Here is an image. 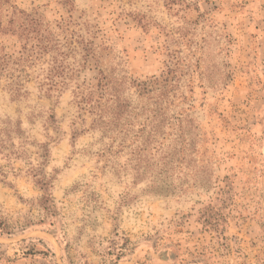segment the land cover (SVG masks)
<instances>
[{
    "label": "rangeland",
    "instance_id": "374dc122",
    "mask_svg": "<svg viewBox=\"0 0 264 264\" xmlns=\"http://www.w3.org/2000/svg\"><path fill=\"white\" fill-rule=\"evenodd\" d=\"M18 10L39 21L30 40L9 32ZM56 62L66 86L51 91ZM168 67L178 89L166 131L180 133V118L189 152L160 183L172 191L154 193L150 175L120 168L126 157L104 156L75 92L103 70L149 108L137 84ZM0 133V264H264V0L0 4Z\"/></svg>",
    "mask_w": 264,
    "mask_h": 264
},
{
    "label": "trees",
    "instance_id": "16d2710c",
    "mask_svg": "<svg viewBox=\"0 0 264 264\" xmlns=\"http://www.w3.org/2000/svg\"><path fill=\"white\" fill-rule=\"evenodd\" d=\"M10 1L12 0H0V4ZM38 22V19L18 10L10 21L9 32L19 35L26 41L30 40L32 34L36 32ZM38 49L46 51L49 47L41 46ZM92 53L94 56L97 55L96 52ZM60 64L61 62H56V66H53L46 76L48 84L44 86H49L51 91L66 86L64 81L62 85L55 84L57 75L63 74V65ZM177 73V70L168 67L167 72L160 78L154 77L152 80L137 84L140 97H147L153 102L151 107L148 105L149 108L139 107L133 103L127 95L129 84L125 78H116L103 70L99 71L100 76L96 85L76 84L75 96L82 108L92 115L93 130L100 133L103 142L107 141L104 144V156H109L113 164L120 156L126 157L124 166L120 168L134 171L139 181L150 175L152 177L150 188L154 193L172 191L166 190L160 183L164 180L173 183L175 176L187 162L189 152L186 131L183 130V126L181 127L180 118V133L166 131L174 119L169 110L177 99L178 85L175 83ZM13 93L16 96L20 95L19 90ZM145 113L149 115L143 121L139 120ZM18 131V135H21L20 129ZM8 139L7 134L0 133V149H7ZM38 184L44 192L40 201L41 207L46 210L47 215H52L56 210L51 193L52 186L46 179L39 180ZM0 229L3 231L8 229V224L2 219Z\"/></svg>",
    "mask_w": 264,
    "mask_h": 264
}]
</instances>
